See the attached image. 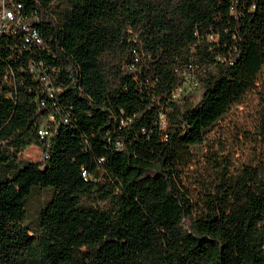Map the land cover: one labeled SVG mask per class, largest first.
Returning <instances> with one entry per match:
<instances>
[{
	"label": "trees",
	"instance_id": "1",
	"mask_svg": "<svg viewBox=\"0 0 264 264\" xmlns=\"http://www.w3.org/2000/svg\"><path fill=\"white\" fill-rule=\"evenodd\" d=\"M38 1L67 120L46 146L35 82L9 96L0 81V264H264V175L210 150L208 174L184 177L191 145L257 86L246 136L264 163V0ZM191 68L199 98L169 99ZM31 144L45 156L17 159ZM36 186L51 193L32 231Z\"/></svg>",
	"mask_w": 264,
	"mask_h": 264
},
{
	"label": "built area",
	"instance_id": "2",
	"mask_svg": "<svg viewBox=\"0 0 264 264\" xmlns=\"http://www.w3.org/2000/svg\"><path fill=\"white\" fill-rule=\"evenodd\" d=\"M42 10L38 0H0V81L9 87V96L14 95L16 86L23 84L25 79L35 82L37 105L47 109L41 117L37 133L48 146L58 123L67 118L66 112L62 111L57 101L62 67L49 63L43 56L46 44L37 27ZM211 37L209 34L208 38ZM136 61L138 55L134 52L132 61L125 65V69L133 70ZM67 76L73 80L70 72H67ZM179 77V81L169 91L171 100L180 99L199 85L192 68L180 71ZM127 120L124 117L119 118L121 124ZM157 124L159 128H163L165 124L161 110L157 112ZM115 144L117 148L121 147L119 141ZM41 151L42 157L45 156L44 151ZM81 175L86 177L84 170Z\"/></svg>",
	"mask_w": 264,
	"mask_h": 264
},
{
	"label": "rangeland",
	"instance_id": "3",
	"mask_svg": "<svg viewBox=\"0 0 264 264\" xmlns=\"http://www.w3.org/2000/svg\"><path fill=\"white\" fill-rule=\"evenodd\" d=\"M262 70L264 72V68ZM259 87L248 91L242 102L231 105L218 117L211 128L206 131L202 143L191 145L190 149L195 163L189 165L190 170L184 173V177H195L196 174L200 177L208 174L206 161L210 150H213V153L221 159L226 158L236 171L242 172L241 174L264 175V163L260 160L262 153L258 145L246 136L251 134L256 122ZM200 93L201 86L199 84L187 95L196 100ZM41 158L42 151L34 144L26 146L17 154L19 160H40ZM50 193V188L36 186L25 198L24 223L30 230L34 231L37 228V210L47 200ZM186 225L187 219H184L183 226ZM145 256L143 254L142 259H145Z\"/></svg>",
	"mask_w": 264,
	"mask_h": 264
},
{
	"label": "crops",
	"instance_id": "4",
	"mask_svg": "<svg viewBox=\"0 0 264 264\" xmlns=\"http://www.w3.org/2000/svg\"><path fill=\"white\" fill-rule=\"evenodd\" d=\"M29 146V145H28Z\"/></svg>",
	"mask_w": 264,
	"mask_h": 264
}]
</instances>
